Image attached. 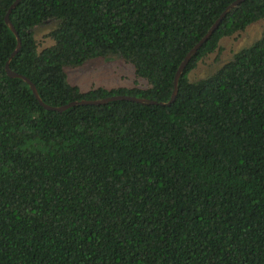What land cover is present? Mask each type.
Returning a JSON list of instances; mask_svg holds the SVG:
<instances>
[{"label": "trees", "instance_id": "trees-1", "mask_svg": "<svg viewBox=\"0 0 264 264\" xmlns=\"http://www.w3.org/2000/svg\"><path fill=\"white\" fill-rule=\"evenodd\" d=\"M0 0V264H264V28L209 74L222 37L264 19L231 8L186 62L169 104H40L5 62ZM232 0H19L9 67L40 98H170L186 52ZM57 19L39 49L33 27ZM121 56L143 85L82 89L65 66Z\"/></svg>", "mask_w": 264, "mask_h": 264}, {"label": "rangeland", "instance_id": "rangeland-1", "mask_svg": "<svg viewBox=\"0 0 264 264\" xmlns=\"http://www.w3.org/2000/svg\"><path fill=\"white\" fill-rule=\"evenodd\" d=\"M56 23L57 19H51L33 27L34 36L39 42V49L52 42V38L46 37L45 33ZM263 28L264 19H258L246 26L245 29L222 37L216 50L201 59L190 72V78L197 79L214 71L235 51L254 41L261 34ZM64 69L67 73V80L78 84L82 89L97 85L113 87L145 83L143 78L136 76L133 65L119 55L93 57L80 65L65 66Z\"/></svg>", "mask_w": 264, "mask_h": 264}, {"label": "water", "instance_id": "water-1", "mask_svg": "<svg viewBox=\"0 0 264 264\" xmlns=\"http://www.w3.org/2000/svg\"><path fill=\"white\" fill-rule=\"evenodd\" d=\"M18 1L19 0H13L11 2V4L9 5V7H8V9H7V11L5 12V15H4L5 22L11 28V30L15 33L16 39H17L16 46L13 49V51L11 52L9 58H11V56L19 49L20 42H21L19 34H18L17 30L15 29V27H14V25H13V23L10 20V17H9V13H10L11 9L18 3ZM241 1H243V0H232L228 5H226V7L220 12V14L216 17V19L208 27L206 32L186 52L185 56L183 57V59L179 63V65L177 67V70L175 72L174 81H173V89H172L170 98L167 101H159V100H156V99H153V98H147V97L136 96V95H131V94H125V93H118V94H112V95H107V96L98 97V98L73 99V100H70V101H68L66 103H63V104L52 105V104L45 103L40 98L34 83L27 76H25V75H23V74H21L19 72H16V71L12 70L9 67V64H8L9 58L5 62V70H6L7 74L10 75V76H18V77H21V78L25 79L29 83L34 95L37 97V99L40 102V104L43 105L45 108H48V109H56V110L61 111V110H64L65 108H67L68 106H71V105H74V104H78V103L98 104V103H104V102H107V101L113 100V99H130V100L143 102V103L169 104L175 98L176 91H177L178 77H179L183 67L185 66L186 62L188 61V59L191 57V55H193L196 52V50L199 48V46L212 34V32L218 26L219 22L225 16V14L231 8H233L235 5L240 3Z\"/></svg>", "mask_w": 264, "mask_h": 264}]
</instances>
